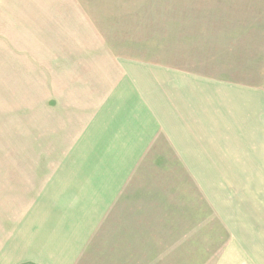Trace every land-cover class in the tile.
Returning <instances> with one entry per match:
<instances>
[{
	"label": "crops",
	"instance_id": "1",
	"mask_svg": "<svg viewBox=\"0 0 264 264\" xmlns=\"http://www.w3.org/2000/svg\"><path fill=\"white\" fill-rule=\"evenodd\" d=\"M113 20L98 13L101 27L53 30L43 40L28 26L35 49L22 47L17 63L31 76L26 101L12 105L9 140L0 139V264H79L107 223L110 243L158 227L161 204L148 212L135 192L148 164L157 169L148 152L167 158L156 154L160 140L173 156L167 164L182 165L192 180L219 181L201 188L220 241L227 233L215 264H264V91L250 82L252 70L236 67V81L115 55ZM196 165L219 171L196 176ZM218 189L225 203L209 196Z\"/></svg>",
	"mask_w": 264,
	"mask_h": 264
},
{
	"label": "rangeland",
	"instance_id": "2",
	"mask_svg": "<svg viewBox=\"0 0 264 264\" xmlns=\"http://www.w3.org/2000/svg\"><path fill=\"white\" fill-rule=\"evenodd\" d=\"M98 13L114 18L107 27L114 29L115 55L174 65L187 74L208 71L214 77L236 81L241 79L236 67L243 68L244 74L250 67L255 75L248 77L250 82L264 91V0H0V123H4L0 124V139L7 135L9 140L5 123L9 125L12 105L20 107L26 101L31 76L17 63L23 48L35 49L28 26L36 29L40 40L49 39L53 30L101 27L93 22ZM227 33L239 40L229 42ZM239 57L242 62L236 66ZM260 117L264 118L263 105ZM158 145L156 154L162 151L167 158L148 152L147 163L157 169L153 174V166L148 164L147 177L135 193L137 199L147 200L142 207L148 212L152 205L161 204L163 211L156 217L148 213V218L161 220L157 221L159 226H148L144 236L134 228L129 243L122 238L110 243L107 223L102 231L106 237L92 240L79 264H215L221 245L224 250L227 247L226 229L220 241L221 229L212 221L217 217L214 205L201 191L204 184L220 188L219 181L189 179L182 165L165 162L173 156L164 140ZM205 171L218 172L219 165H196V176ZM238 183L250 187V181ZM218 192L209 196L225 203L226 193L219 197ZM246 201L249 203L251 197ZM153 223L147 221L148 225ZM203 253L207 260L202 259Z\"/></svg>",
	"mask_w": 264,
	"mask_h": 264
}]
</instances>
